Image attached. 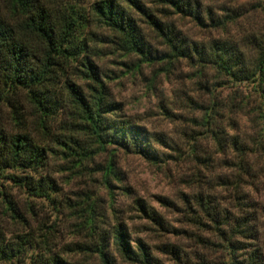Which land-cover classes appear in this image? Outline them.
<instances>
[{"label":"rangeland","instance_id":"1","mask_svg":"<svg viewBox=\"0 0 264 264\" xmlns=\"http://www.w3.org/2000/svg\"><path fill=\"white\" fill-rule=\"evenodd\" d=\"M188 1L198 4L202 23L156 0H140L157 19L172 24L186 43H232L251 68L255 43L264 35V0ZM42 3L57 18L79 16L78 39L84 38L86 48L59 68L53 87L64 100L62 109L42 118L20 97V121L0 102V130L24 133L45 149L42 167L28 174L42 176L50 185L47 196L35 197L0 177V230L9 239L25 233L36 242V249L25 245L17 260L0 264H28L42 248L100 264L95 254L74 246L92 244L100 235L115 264H137L122 258L111 243L117 222L130 249L135 252L137 242L143 243L156 264H236L250 254L264 264V101L255 78H231L194 54L142 62L112 43V33L91 11V0ZM4 5L0 0V16ZM129 12L151 45L169 52L146 18ZM84 56L96 66L107 101L116 103L112 119L141 127L155 150L154 160L115 144L100 147L76 125L79 120L63 85L68 80L88 92L93 82L81 65ZM233 137L235 148L229 145ZM59 139L79 151L70 142L75 141L84 154L67 157ZM6 199L14 202L19 217L5 208ZM240 214L251 217L255 238L234 235L231 243L238 248L232 249L226 218L230 223ZM86 220L94 225L91 237Z\"/></svg>","mask_w":264,"mask_h":264},{"label":"trees","instance_id":"2","mask_svg":"<svg viewBox=\"0 0 264 264\" xmlns=\"http://www.w3.org/2000/svg\"><path fill=\"white\" fill-rule=\"evenodd\" d=\"M156 1L170 6L176 13L189 15L202 23V14L197 3H190L188 0ZM5 5V14L0 16V102L10 107L11 113L16 115V120L22 121L18 111L22 104L21 100L29 102L40 117H49L63 107L64 100L57 97L53 87L59 68L70 58L85 52L86 41L84 38L78 39L80 22L76 21V17L79 16L62 14L57 18L48 11L42 0H5ZM142 5L140 0H91L90 8L95 18L112 33V43L121 51L137 55L142 62H153L165 57L190 58L191 54H194L199 61L214 66L231 78L239 80L255 78L259 96L261 101H264V35L255 43L257 57L249 68L245 67L242 54L234 44L210 43L208 47H204L195 43H186L184 37L179 35L172 24L157 19ZM129 9L140 12L146 18L145 22L152 29L154 37L161 40L169 52L159 51L151 45ZM205 13L207 18L212 20L208 10ZM214 23L219 24L218 20ZM81 65L85 68L84 73L87 78L93 82L88 92L81 91L68 80H65L63 85L68 102L72 104L79 120L76 125L87 130L100 147L103 144H115L127 152L154 160L156 153L146 139L145 131L139 126L130 125L124 120L112 119L110 116L116 108V103L107 101V91L99 78L96 66L86 56ZM20 97L23 99L20 100ZM58 142L64 147L62 150L66 151L64 154L67 157L76 156L78 159L84 154L83 148L75 141L70 140L79 151L65 140L59 139ZM229 145L233 148L237 147L234 137L229 140ZM44 157L45 149L37 146L24 133L10 134L0 130V177L15 186L23 187L29 195L35 197L47 196L50 189L44 177L35 178L28 174L35 173L42 167ZM5 202L7 204L5 208L19 217L14 202L9 199ZM140 208L145 212L142 204ZM152 215L153 220L157 221L158 218ZM9 216L12 218L11 214ZM226 219L230 228L227 238L229 248H238L231 243L234 235L255 238L250 216L240 214L232 218L230 223L228 218ZM212 221L216 223L215 220ZM85 224L90 230L88 235L91 237L94 225L91 220H86ZM220 232L223 233L222 230ZM111 239L119 255L127 261L137 264H156L153 263L143 243L137 242L135 252L130 249L122 224L117 222L112 226ZM31 241L32 238L25 233L15 234L9 239L0 230V262L17 260L25 251V245L36 249V242L31 243ZM74 246L82 252L95 254L100 264H115L107 252L102 235L92 244L74 243ZM28 264L89 263L85 260L65 258L42 248L29 257ZM236 264H261V262L256 255L250 254Z\"/></svg>","mask_w":264,"mask_h":264}]
</instances>
